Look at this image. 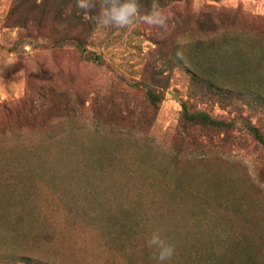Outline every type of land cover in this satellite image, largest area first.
<instances>
[{
  "label": "rangeland",
  "instance_id": "1",
  "mask_svg": "<svg viewBox=\"0 0 264 264\" xmlns=\"http://www.w3.org/2000/svg\"><path fill=\"white\" fill-rule=\"evenodd\" d=\"M11 1L0 0V121L51 88L73 118L46 132L0 125V264H157L156 230L175 245L170 264H264V147L239 123L182 119L186 102L264 134V0H180L166 30L97 25L105 68L71 48L10 50ZM198 70L226 92L204 89ZM150 78L165 94L156 109L130 84Z\"/></svg>",
  "mask_w": 264,
  "mask_h": 264
},
{
  "label": "trees",
  "instance_id": "2",
  "mask_svg": "<svg viewBox=\"0 0 264 264\" xmlns=\"http://www.w3.org/2000/svg\"><path fill=\"white\" fill-rule=\"evenodd\" d=\"M178 1L180 0H158V3L165 9ZM138 2L141 12L147 13L152 9L154 0H138ZM98 10V3L93 9L81 10L77 7V0H12L5 24L8 28L18 29V32L9 42V48L12 51L24 46L46 50L71 48L81 61L105 68L107 64L102 53L91 48V38L97 29L94 17L98 14ZM175 58L177 61L170 59L169 64L176 65V62L183 60L181 56ZM192 67L197 69L193 65ZM193 73L194 81L201 83L204 89L212 94L226 92L219 86L220 82L207 78L201 70ZM130 84L131 87L143 88L145 99L152 109H156L164 100V90L159 89L158 81L154 78L142 79ZM54 95L59 96V102L55 100ZM68 100V95L51 88L49 94L41 93L36 99L30 97L23 101L22 105L15 109H7L0 125L7 126L14 132L22 129L29 132L49 131L52 123L57 120L65 116L70 121L73 118V115L69 114ZM182 119L190 126L211 127L223 131L235 128L239 123L242 130L264 147V134L246 118L240 117L239 121L220 119L204 110L191 111L187 103L182 102ZM20 258L24 264H42L33 262L29 257ZM229 264L238 263L232 261Z\"/></svg>",
  "mask_w": 264,
  "mask_h": 264
},
{
  "label": "clouds",
  "instance_id": "3",
  "mask_svg": "<svg viewBox=\"0 0 264 264\" xmlns=\"http://www.w3.org/2000/svg\"><path fill=\"white\" fill-rule=\"evenodd\" d=\"M99 4L98 14L94 17L101 28L130 29L138 22L154 29L166 30L171 13L161 8L154 0L152 9L142 13L138 0H77V7L88 11ZM146 246L154 250L157 264H170L176 248L161 230L153 231L146 241Z\"/></svg>",
  "mask_w": 264,
  "mask_h": 264
}]
</instances>
